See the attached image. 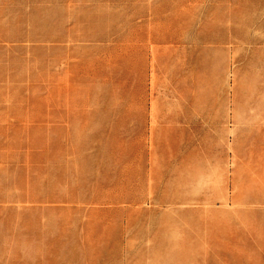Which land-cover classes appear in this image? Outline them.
<instances>
[{
  "label": "rangeland",
  "instance_id": "1",
  "mask_svg": "<svg viewBox=\"0 0 264 264\" xmlns=\"http://www.w3.org/2000/svg\"><path fill=\"white\" fill-rule=\"evenodd\" d=\"M0 264H264V0H0Z\"/></svg>",
  "mask_w": 264,
  "mask_h": 264
}]
</instances>
